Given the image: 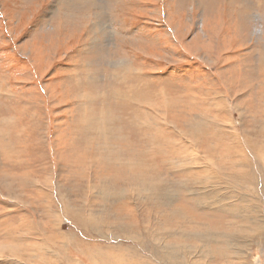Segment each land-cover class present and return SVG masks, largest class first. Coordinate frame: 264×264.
<instances>
[{"label":"rangeland","instance_id":"374dc122","mask_svg":"<svg viewBox=\"0 0 264 264\" xmlns=\"http://www.w3.org/2000/svg\"><path fill=\"white\" fill-rule=\"evenodd\" d=\"M262 127L264 0H0V264H46L59 249L91 264L84 255L119 246L130 258L166 257L155 247L162 232L151 230L189 229L185 207L229 221L182 186L195 177L182 165L192 149L257 198L264 167L221 158L227 143L263 139ZM236 128L246 137L227 134ZM218 130L226 141L217 153ZM204 177L195 189L209 186ZM150 184L170 192L144 194ZM160 196L168 206L155 204ZM32 245L30 261L20 259Z\"/></svg>","mask_w":264,"mask_h":264},{"label":"bare ground","instance_id":"6f19581e","mask_svg":"<svg viewBox=\"0 0 264 264\" xmlns=\"http://www.w3.org/2000/svg\"><path fill=\"white\" fill-rule=\"evenodd\" d=\"M196 128H197L196 134L198 140L195 143V146H196V151L200 152L199 148L202 141V137L200 135L201 134L200 121L196 123ZM243 128H245V130L248 133H251L256 131L259 128V126L249 125ZM261 130H264V127H262ZM246 131L241 130L240 133L238 134L236 128V130L233 129L227 134L230 137H235L236 135H239L241 138H245L247 133ZM216 132L219 134L215 136V140L217 143L213 148L214 151L218 153L221 147L219 146V144L225 143L226 136H223L222 130H218ZM263 139H260L259 141L253 142L251 144H247L244 142H239L236 144L227 143L225 145V148L230 149L232 152L231 151L230 153L226 152L221 158V161L226 162L230 166V168L234 169V167L246 165L247 163H249L250 160H256L259 163L258 164L259 168L261 169V167H264ZM221 141L224 142L220 143ZM151 144L153 145V142ZM177 148H181V146H178ZM194 151L195 150L192 149L191 158L188 161L184 162L182 165L189 166V168L191 169L190 173L193 175V177L194 176L195 177L193 179L183 181L182 186L185 185V187H188L187 192L192 194L198 202H201L199 206H204L209 208L213 207L223 212H226L228 213L227 216H229V221L221 220L219 218L211 219L206 217H200L192 213L185 207V210L189 212V216H190L189 229L183 226L182 228H178L176 231L174 230L173 232H170L162 228H154V227L153 230H151L152 227L150 226V222H146L143 225V227H145V229H143L145 235L149 230H151L152 232L160 230L162 232V233H155L156 234V236L154 237V240L156 241L155 247L159 249H163L166 257L165 256L157 257L158 254H154L153 259H155V261H151V259L148 258L144 260L137 257V255L136 256L134 255L133 258H130L129 251L127 249L119 248L120 247L119 246V247H111L112 250L117 248L116 249L117 253L116 252L113 253L111 249H109V250H105L107 253H105L104 250L103 251L96 250L92 255H90V253L88 256L84 255L85 257H87L86 259L88 262H90L91 264L92 263L94 264H197V263L204 264L203 262L204 259L209 260V262L215 261L216 263L217 261H219L218 260L219 258L222 259V261H220L221 264H234L229 262V259L233 258L235 260H238L240 264H252V261H254L252 260L254 255L252 254L250 249L255 248L256 254L258 252L257 257L255 258L256 264H264V238H262L264 234V225H263L264 224V182L261 183V188L257 187V191L259 194L258 196H256L257 198H250L247 195H241L240 193L241 190L239 185L237 183L232 182L231 178H227V179L224 178L225 176L230 175V173L227 171L224 172L218 170L216 168L215 159L213 155L208 154L199 158L195 155ZM249 155H252L254 158L249 157ZM197 164H204V166L200 170H197L195 167L193 168V166ZM210 167L213 168L215 171H217L218 174L215 175L211 174L209 170ZM225 168L229 169L227 167ZM239 169L241 168L239 167ZM203 175L206 176L204 177L205 179L203 181L204 182L208 181L207 183L209 186L204 187L203 190H198V188L195 189L197 183L198 184L202 183L200 180H199L200 182L197 180ZM238 175L243 178L247 177V175L244 172H239ZM153 181L156 182V179L153 178ZM159 181L161 182L160 179ZM211 183L212 186H210ZM163 186L164 187L162 186L160 187L157 184H150L148 186L143 187L141 191L144 190V194L146 193L147 195L149 194L151 196H157L158 198L159 193L165 196L166 192H170V188L168 186L165 185ZM241 186L245 189V191L250 192L249 187H251L252 185L241 182ZM222 191H226L224 195H223L224 192ZM219 193H222L223 196H219ZM253 195L255 196V194ZM159 198L160 201L157 200L155 203L156 205H160L163 203L166 206H168L166 203H164V201H161V196ZM178 207H179L178 205L173 206V209H171L170 212L173 213L179 212L181 208L179 207L180 209L179 210ZM260 224L261 227L258 226ZM231 230L235 231L234 234H232ZM236 232H240L241 236L243 237L242 241L246 236L252 235L250 236L252 238L248 237L252 239V241L249 242L248 244L249 246L240 245L242 242H240V240L236 237L235 235ZM138 234L140 233L138 232ZM147 235L150 236L149 233ZM137 236L138 238L141 237V235H137ZM171 236L177 238L178 240H176L177 243L175 242V245L171 244L172 246H169V244H167L165 240ZM128 238L132 241V238L130 236H128ZM234 239H236V241H234ZM191 242H199V245L201 244L200 247L204 246L202 247L203 250L198 252L197 251L198 247L195 248V246H193ZM210 243L216 244V245L214 244L216 246L215 247L216 249L214 251L213 249L212 251L207 250L209 248V245L211 247ZM236 244H237L236 247H238V251L232 250L233 252L230 253V249H233V247H230V245L235 246ZM253 245H255L256 247ZM32 249H33V245L30 247V249L27 252H21L20 259L23 258L26 261H30L28 257V253L31 252ZM53 252H49L47 255V257L50 258L52 257L53 261L49 259V261H47L46 264H56V262H54L55 260H59V262L61 261V263L63 264H87V262L78 261L72 256H70V251L66 253L67 250L59 249L58 252H61L63 254V257L61 256L62 258L59 257L60 254L58 255L57 252L55 253ZM208 255L210 256L207 257ZM81 256H83L82 253ZM213 256L216 258L213 259ZM162 257H165L167 259H163ZM63 259L64 261H62ZM36 263L39 264L37 261Z\"/></svg>","mask_w":264,"mask_h":264}]
</instances>
